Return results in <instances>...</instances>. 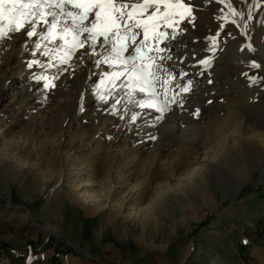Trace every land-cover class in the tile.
Masks as SVG:
<instances>
[{"label": "bare ground", "instance_id": "bare-ground-1", "mask_svg": "<svg viewBox=\"0 0 264 264\" xmlns=\"http://www.w3.org/2000/svg\"><path fill=\"white\" fill-rule=\"evenodd\" d=\"M166 2L186 8L166 10L172 26L159 21L156 32L166 35L148 41L153 60L138 61L154 65L151 88L127 76L109 78L116 69L97 61L110 46L98 43L92 55L85 45L65 57L62 40L41 38L51 16L49 25L38 24L36 36L21 30L0 39V172L23 187L29 168L41 181L38 194L49 202L64 191L88 217L108 211L113 225L120 217L134 222L140 227L136 242L151 251L165 248L149 241L147 231H157L167 218L156 211L168 205L166 196L187 200L179 220L185 225L215 203L209 172H218L217 165L232 168L229 156L243 155L244 143L258 147L264 163V76L254 71L264 74V0ZM65 11L79 10L66 6ZM140 11L134 10L137 19ZM59 19L58 36L63 21L72 24ZM136 31L141 45L142 30ZM129 54L134 47L124 53ZM34 60L40 63L29 67ZM140 86L148 90L141 92ZM83 100L84 113L77 115ZM148 102L156 105L147 109ZM237 173L240 190L250 174L244 168ZM57 181L59 191L50 190ZM198 183L206 190L200 207L187 197ZM9 213L22 221L28 217L27 210L13 207ZM106 253L109 260L118 258L109 248ZM71 264L95 263L73 257Z\"/></svg>", "mask_w": 264, "mask_h": 264}, {"label": "rangeland", "instance_id": "rangeland-1", "mask_svg": "<svg viewBox=\"0 0 264 264\" xmlns=\"http://www.w3.org/2000/svg\"><path fill=\"white\" fill-rule=\"evenodd\" d=\"M254 71L264 76L259 69ZM84 105L83 100L77 115L84 113ZM148 105L149 102L144 107L152 109L155 104ZM209 123L213 122L207 121L206 125ZM261 159L258 147L244 143L243 155L234 152L229 156L232 168L217 165L218 172L210 171L208 191L215 203L199 219H191L185 225L179 220L187 200L166 196L168 205L156 211L161 216L168 213L167 218L157 231H147L149 241L165 244V248L155 252L136 242L134 237L140 233V227L134 222L120 217L113 225L108 211L88 217L65 198L64 191L55 193V199L49 202L46 195L38 194L41 181L29 168L23 187L0 172V264H71L73 257L95 264H264ZM241 168L250 175L248 183L238 190L236 173ZM58 183L52 184L50 190L59 191ZM203 192L205 188L198 183L187 197L200 207ZM12 207L27 210L28 217L22 221L18 214L13 216L9 213ZM46 225L52 228L47 229ZM108 248L111 255L118 256L114 261L107 257Z\"/></svg>", "mask_w": 264, "mask_h": 264}, {"label": "snow or ice", "instance_id": "snow-or-ice-1", "mask_svg": "<svg viewBox=\"0 0 264 264\" xmlns=\"http://www.w3.org/2000/svg\"><path fill=\"white\" fill-rule=\"evenodd\" d=\"M68 4L79 11H65ZM175 6L183 7L182 4ZM170 7L172 5L166 0H145L144 3L131 5L123 2L118 3L117 0H59V2L0 0V39L8 37L10 33L21 32V30H26L25 34L29 37L36 36L38 24L43 22V24L49 25V20L46 17L51 16L52 21L48 27V33L42 35L41 38L62 40L64 45L68 46L64 52L65 57H70L77 49H84L85 45L91 47L92 55H96L98 43L110 46L109 54L103 60L97 61V63L107 64L116 69L109 78L119 80L121 77L127 76L128 81L139 80L151 88L152 82L148 77L153 75L151 68L154 65H143L138 61L153 60L151 56L147 55L154 50L148 41L150 39L159 40L166 35L164 32H156L159 21H163L169 27L172 26L168 23L170 17L166 11ZM129 8L133 11H127ZM136 9L141 10L139 19L134 16ZM60 16L67 17L72 21V24L69 25L67 20L63 21L64 26L58 36L56 29L62 23L59 19ZM154 20L157 23H152ZM86 21L87 23H85ZM136 30H142V46L137 43V37L141 35V32ZM69 36H71V40L68 39ZM81 36L84 38L81 39ZM213 44H215V40H213ZM130 47H134V54L125 57L124 53ZM157 51H162V49ZM43 54L47 56L49 53L45 51ZM61 60L64 63L67 62L64 58ZM39 63L34 60L29 67ZM204 63L207 64L208 61H204ZM254 67H259V65H254ZM108 75L106 73V76ZM42 78L41 76L36 77L37 80ZM148 88L140 86L139 90L145 92ZM187 90V88L184 89V91ZM148 106L152 107L153 105Z\"/></svg>", "mask_w": 264, "mask_h": 264}, {"label": "water", "instance_id": "water-1", "mask_svg": "<svg viewBox=\"0 0 264 264\" xmlns=\"http://www.w3.org/2000/svg\"><path fill=\"white\" fill-rule=\"evenodd\" d=\"M190 255H191V254L189 253L188 257H190Z\"/></svg>", "mask_w": 264, "mask_h": 264}]
</instances>
